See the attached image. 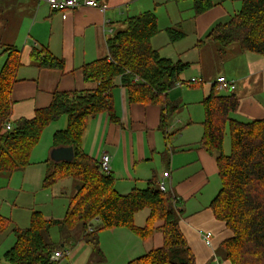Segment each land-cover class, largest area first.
<instances>
[{
  "label": "trees",
  "instance_id": "obj_1",
  "mask_svg": "<svg viewBox=\"0 0 264 264\" xmlns=\"http://www.w3.org/2000/svg\"><path fill=\"white\" fill-rule=\"evenodd\" d=\"M166 1H191L195 17L215 7L213 0ZM179 29L180 25L166 30L171 43L185 38ZM159 33L154 12L128 18L126 29L107 42L109 55L83 67L84 80L96 84L94 90L56 92L49 107L37 110L33 119L12 123L10 130L6 124L10 122L11 90L21 66V52L15 47L4 49L2 55L6 59L0 69V175L12 176L31 166L32 153L44 131L66 117V129L53 136V149L73 148V160L53 162V172L44 180V186L53 188L64 180L78 183L75 194L67 197L62 220L33 212L30 227L21 229L0 215V233L12 229L15 237L13 247L4 255L7 264H59L52 262L51 257L62 245L51 241V230L57 228L71 234L78 227L83 231L84 242L92 247L94 259L99 261L104 260L98 244L99 232L123 228L143 240L156 235L162 240L160 247L128 264H195V256L179 226L178 199L169 192H161L155 180H150L146 189L119 194L115 190V178L105 175L100 162L82 150L89 118L106 113L113 123L119 122L112 99V92L118 86L127 90L131 104L161 106L163 122L177 109L168 101V93L179 83H186L183 75L191 64L162 57L152 46L153 38ZM206 41L217 43L221 54L237 45L243 52L264 57V0H242L238 13L228 23L217 25ZM31 57L38 68L64 69L63 60L43 50H33ZM203 105L204 134L199 147L219 153L221 181L210 208L233 234L219 250L231 264H264V119L250 122L233 119L239 100L233 94H221L215 87ZM226 131L231 140L229 155L223 152ZM48 162L51 160L45 163ZM143 214L144 224L137 225V216ZM67 261L71 264L70 257Z\"/></svg>",
  "mask_w": 264,
  "mask_h": 264
},
{
  "label": "crops",
  "instance_id": "obj_2",
  "mask_svg": "<svg viewBox=\"0 0 264 264\" xmlns=\"http://www.w3.org/2000/svg\"><path fill=\"white\" fill-rule=\"evenodd\" d=\"M95 1L106 10L82 7L54 12L43 0H0V69L6 59L2 55L5 48L15 47L21 52V66L11 90V125L21 119H33L37 110L50 106L56 92L94 90L96 84L84 80L83 67L109 55L107 42L126 29L128 18L154 12L160 33L178 25L182 29L184 25L186 36L182 40L194 37L192 47L183 52L170 50L162 57L200 66L202 74L194 77L196 86H188L192 78L168 93V101L177 109L166 116L164 122L161 106L131 104L127 90L118 86L112 92V99L119 122L113 123L106 113L89 118L82 137V150L98 162L104 155L111 157L115 190L122 195L134 189H146L150 180L159 184L165 181L163 174L169 173L167 192L178 199L179 226L195 256V264H231L219 249L233 234L224 222L215 218L210 208L221 188L219 153H209L199 144L204 134L203 102L220 77L235 83L233 93L220 92L233 94L239 100L233 119L240 122L264 119V57L243 52L237 45L230 46L222 57L219 45L206 41L217 25L228 23L238 13L242 0H213L214 8L198 17L193 11L184 21H176L173 15L170 19L173 12L170 6L176 3L166 0ZM163 16L164 24L160 26ZM157 37L152 40L155 49L153 42ZM35 49L63 60L64 69L38 68L31 57ZM191 52L196 53L193 60L188 58ZM203 52L210 55L212 73L207 78L203 75ZM52 150L50 146L48 152ZM223 152L226 154L225 139ZM11 178L9 176L8 183ZM0 183L4 184L1 180ZM145 218V214L137 216V225L142 226ZM5 233H0V237ZM208 233L211 234L210 244L205 240ZM99 234L104 236L99 237ZM99 234V248L101 240H105L104 250L100 249L105 253L104 264H128L162 245L159 235L143 240L123 228L103 230ZM83 236L81 229L77 243L72 245L84 242ZM14 243L15 240L0 251V264Z\"/></svg>",
  "mask_w": 264,
  "mask_h": 264
},
{
  "label": "rangeland",
  "instance_id": "obj_3",
  "mask_svg": "<svg viewBox=\"0 0 264 264\" xmlns=\"http://www.w3.org/2000/svg\"><path fill=\"white\" fill-rule=\"evenodd\" d=\"M171 6L170 8L173 12H170V8L168 9L171 13L170 19H172L173 15L176 21H184L189 17V15L191 16L193 14V5L191 1L172 4ZM164 18L165 16L162 17L160 26H163ZM179 30L184 31V25L183 28H180ZM193 38L194 37L189 36L187 40H180L178 42L171 43L168 34L166 32H162L158 34L156 41L153 43L159 50L160 55L164 56L165 53L170 50H181L182 52L188 51L194 43ZM210 44L214 45L213 43ZM224 55L225 54H222V57ZM194 57H196V53L194 52H191L188 55V58L191 60H193ZM202 57L204 60L202 62L203 75L207 78L208 75L212 73L211 64L209 62L210 55H208L207 52H203ZM1 61L4 62V60ZM201 74L202 71L200 66L193 63L192 66L185 71L183 78L184 81H190L194 77L199 78ZM66 125L67 118L63 117L59 121L53 122L49 127H47L38 146L33 151L31 159L33 164L25 169L15 172L9 183V175H0V180L4 182V184L0 183V214L1 216L9 219L12 224L18 228L27 229L30 227L33 212H42L44 217H53L50 219L56 220H62L65 216L68 205L67 197L75 194L78 183L73 180H64L57 183L53 188H46L44 186V179H46V177L53 172V161L50 158L51 153L48 152L49 147L53 146V136L55 132L64 130ZM230 148V134L227 131V135L225 136L226 155L230 154ZM47 159L51 160V162L44 163ZM80 231L81 228L78 227L69 235L67 231L61 232L55 228L50 232V239L52 242L57 244H61V242L65 243L63 249L70 252L71 264H104L103 261L96 260V258L92 259L94 258V252L90 245H87L84 242H80L77 246L72 245L73 242L77 243V236ZM103 236L104 235L99 234V237ZM0 238L2 239L0 241V251L5 248L7 249V247L11 246L15 240V237L10 230ZM104 241V239L101 240V250H104L105 248V246L103 248ZM1 264H7L3 258H1ZM60 264H69V262L67 260H62Z\"/></svg>",
  "mask_w": 264,
  "mask_h": 264
},
{
  "label": "built area",
  "instance_id": "obj_4",
  "mask_svg": "<svg viewBox=\"0 0 264 264\" xmlns=\"http://www.w3.org/2000/svg\"><path fill=\"white\" fill-rule=\"evenodd\" d=\"M49 8L54 12H60V11H67V10H76L82 7H89V8H98L101 11H105V6H100L98 2L95 0H43ZM197 80L192 79L189 84H196ZM178 85H183V83H179ZM215 89L218 92L228 91L230 93L234 92L235 89V83L233 81L227 80L224 77H220L216 80L214 84ZM7 130H10L12 128V125L10 122H7L6 124ZM100 168L101 171L105 175L111 174V157L109 155H104L100 160ZM169 177V173L165 172L163 174V178L165 181L159 182V190L163 193L167 192V185H166V179ZM92 231V230H91ZM205 240L207 244H210L211 242V234L208 233L205 236ZM70 257V252L65 251L63 248L61 250L56 251L52 257L51 261L54 263H59L62 260H68Z\"/></svg>",
  "mask_w": 264,
  "mask_h": 264
},
{
  "label": "water",
  "instance_id": "obj_5",
  "mask_svg": "<svg viewBox=\"0 0 264 264\" xmlns=\"http://www.w3.org/2000/svg\"><path fill=\"white\" fill-rule=\"evenodd\" d=\"M50 158L55 163L72 162V160H73V148H71V147L55 148L52 150ZM61 247L64 248V245H62Z\"/></svg>",
  "mask_w": 264,
  "mask_h": 264
}]
</instances>
